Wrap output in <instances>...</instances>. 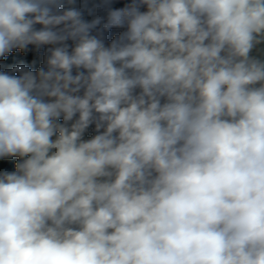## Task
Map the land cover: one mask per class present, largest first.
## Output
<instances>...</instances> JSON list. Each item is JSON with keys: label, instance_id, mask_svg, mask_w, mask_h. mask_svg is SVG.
<instances>
[{"label": "clouds", "instance_id": "1", "mask_svg": "<svg viewBox=\"0 0 264 264\" xmlns=\"http://www.w3.org/2000/svg\"><path fill=\"white\" fill-rule=\"evenodd\" d=\"M110 2L0 0V264H264V0Z\"/></svg>", "mask_w": 264, "mask_h": 264}, {"label": "trees", "instance_id": "2", "mask_svg": "<svg viewBox=\"0 0 264 264\" xmlns=\"http://www.w3.org/2000/svg\"><path fill=\"white\" fill-rule=\"evenodd\" d=\"M128 2L129 0H124L120 2L115 8H121ZM123 30L124 29L121 28H113L110 31L104 33V39L106 40V42H110ZM69 44H71V41H69ZM47 55V46L37 49L35 46L29 45L26 50L15 49L11 53L0 58V71L11 72L13 68H16L18 66L36 71L40 67L44 66ZM254 55L256 54L254 53ZM14 74L18 75L19 73ZM95 134L96 132L94 125L90 126L85 133V139H89ZM18 161L19 157L0 158V172L15 171V166Z\"/></svg>", "mask_w": 264, "mask_h": 264}, {"label": "rangeland", "instance_id": "3", "mask_svg": "<svg viewBox=\"0 0 264 264\" xmlns=\"http://www.w3.org/2000/svg\"><path fill=\"white\" fill-rule=\"evenodd\" d=\"M124 0H111L108 6L115 8L120 2ZM102 0H76V4L74 5L77 8H80L84 12V18L86 20H91L96 15H103L106 11L105 7H101L97 10L96 6L101 5ZM91 10V15L89 11ZM258 55V53H255Z\"/></svg>", "mask_w": 264, "mask_h": 264}]
</instances>
